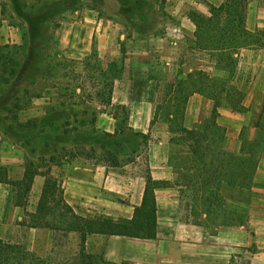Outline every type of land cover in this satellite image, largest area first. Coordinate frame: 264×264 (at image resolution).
Returning a JSON list of instances; mask_svg holds the SVG:
<instances>
[{"label":"rangeland","instance_id":"rangeland-1","mask_svg":"<svg viewBox=\"0 0 264 264\" xmlns=\"http://www.w3.org/2000/svg\"><path fill=\"white\" fill-rule=\"evenodd\" d=\"M224 1L0 0V163L14 154L24 159V171L30 168L40 173L51 168L54 174L56 167L71 161L112 167L137 164L146 170L147 154L160 133L157 123L164 121L153 120L145 133L136 131L133 110L118 104L125 93L120 82L125 73L129 84H137L142 77L158 79L162 91L180 70L227 79L231 88L245 94L243 112L231 109L226 101L219 109L223 128L231 133L240 130L238 146L232 142L231 147H240L243 131L251 137L256 131L263 132L252 125L255 110L248 96L259 68L248 61L250 49L240 51L234 77L221 70L208 53L193 49L195 27L189 28L194 26L189 12L209 15L210 6ZM249 6L248 13L263 9L264 0H250ZM87 11H93L97 21L115 33L116 46L121 49L117 61L95 50L77 58L63 54L57 38L61 28L79 22ZM123 52L127 66H113V62L121 64ZM29 55L32 60L25 66ZM156 101L157 106L161 104V94ZM211 104L197 103L199 121L211 116ZM217 219L213 216L212 222ZM2 240L30 254L20 255V260L15 257L13 264H110L101 249L86 245L79 234L29 235L22 229L13 240ZM234 264H264V235L254 236L247 253L237 252Z\"/></svg>","mask_w":264,"mask_h":264},{"label":"crops","instance_id":"crops-1","mask_svg":"<svg viewBox=\"0 0 264 264\" xmlns=\"http://www.w3.org/2000/svg\"><path fill=\"white\" fill-rule=\"evenodd\" d=\"M92 13L94 12H84L83 19L79 22L61 28L57 38L63 54L77 58L95 50L111 61H117L121 49L116 46L117 39L113 37L115 33L109 32V28L97 21ZM194 27L189 26L192 30ZM247 28L264 29V8L250 10ZM107 39L109 42L105 44ZM249 52L251 54L248 61L251 60L253 67L259 68L255 69L257 79L253 82L248 96L255 110L252 125L264 130V48L257 53L251 49ZM124 65L127 66L125 62ZM126 81L125 73L123 80H120L124 83L125 93L118 98V104L127 110H133L132 122L136 131L145 133L149 131L155 118L157 81L150 77H142V80L137 78V84H129ZM116 86L117 84L113 91L114 101ZM199 101L212 105L211 101L202 95L195 94L191 97L185 119V125L189 129L200 122L197 105ZM219 124L223 125L220 118ZM157 125L160 133H156V140L149 149L148 165L144 171L137 164L112 167L93 161H71L56 167L54 175L61 181L66 203L75 214L89 219L132 220L135 209L143 203L146 174L150 173L155 181L169 182L167 187L156 189L155 192V239L93 234L87 236L86 245L91 243V248L101 249L105 261L110 264H234L237 252L247 253L248 247L254 243V236L264 235V155L250 190L232 188L224 181H219L215 187L225 198L229 210L234 211L233 217L240 215L243 223L214 224L213 216L197 207L195 209L193 191L175 184L177 179L169 162L170 157L172 154L187 153V150L175 152L178 147L170 143L168 124L158 122ZM230 131L226 130L229 149L238 151L237 138L240 130L235 133ZM232 142L237 145L235 148L231 147ZM5 159L0 163V167L8 170L9 178L22 179L25 173L24 159L14 154ZM14 168L17 173L13 171ZM44 184L45 177L42 175L34 178L27 206L22 208L15 205L14 188L0 183V240H13L22 233V229L29 235L56 232L28 225L30 221L35 220Z\"/></svg>","mask_w":264,"mask_h":264},{"label":"trees","instance_id":"trees-1","mask_svg":"<svg viewBox=\"0 0 264 264\" xmlns=\"http://www.w3.org/2000/svg\"><path fill=\"white\" fill-rule=\"evenodd\" d=\"M250 0H225L219 6H210L209 15L191 11L188 18L195 26L194 48L206 52L217 62V66L234 77L241 50L264 48V30L247 28ZM27 57L25 66L32 60ZM124 52L121 64L124 68ZM23 74V72H21ZM20 76V74L18 75ZM157 81L158 94L162 102L156 108L154 120L162 119L169 126L170 143L187 153L171 157V165L176 174V185L193 191L195 209L218 216L214 224L234 225L243 223L240 215L234 218L225 198L216 190L219 181L232 188L250 190L261 158L264 155V131H256L254 136L240 134L238 151L229 149L225 128L219 124L223 101L231 109L243 112L245 94L229 86L230 81L211 76L203 71L186 74L180 70L166 82L164 91ZM199 94L211 100V116L195 124L192 129L185 125L186 111L190 98ZM37 175L45 177L41 199L35 213V220L29 222L32 228L49 229L63 233H77L84 240L93 234L125 236L137 239L157 237L156 189L165 188L169 182L155 181L150 173L145 176L146 189L143 203L135 209L132 220H111L81 217L73 211L64 199L61 181L51 168L40 173L27 170L20 180L9 178L8 170L0 167V183L8 184L15 190L14 201L25 208ZM15 255V256H14ZM20 255H30L19 245L0 240V264H13Z\"/></svg>","mask_w":264,"mask_h":264}]
</instances>
